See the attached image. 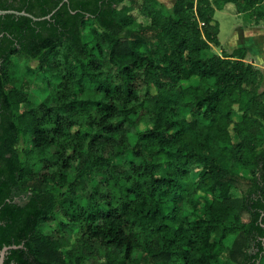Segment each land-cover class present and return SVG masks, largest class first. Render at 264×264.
Returning <instances> with one entry per match:
<instances>
[{"label":"trees","instance_id":"obj_1","mask_svg":"<svg viewBox=\"0 0 264 264\" xmlns=\"http://www.w3.org/2000/svg\"><path fill=\"white\" fill-rule=\"evenodd\" d=\"M231 4L264 18V0H0L58 6L0 16V247L15 264H86L89 242L104 248L91 264H217L227 239L229 264H264L263 71L210 47ZM57 218L78 233L66 250Z\"/></svg>","mask_w":264,"mask_h":264},{"label":"rangeland","instance_id":"obj_2","mask_svg":"<svg viewBox=\"0 0 264 264\" xmlns=\"http://www.w3.org/2000/svg\"><path fill=\"white\" fill-rule=\"evenodd\" d=\"M174 1L175 0H159V2L163 5L165 10L168 11H171ZM233 8L234 5L231 4L228 5L227 7H224L222 9H216V11H214V19L218 22L219 25V32H218L219 45L218 46H215L213 44L210 45L211 51L214 53L220 54L222 50L228 51L230 49L229 40L232 38L233 31H235V28H237L238 26H241L245 23L246 24L251 23V26L254 24V25H260L262 29L264 28V18L260 19L258 22H255V18L246 12L239 13L242 16H238ZM134 14L137 16L138 20L142 19L141 16L137 14V12L134 11ZM259 40H262L261 42L262 46H257L260 43L256 39L249 40L247 45L243 44L241 46H247L246 49L248 50V54L246 56V59L250 60L256 66L260 67L263 71V80L261 83V89H262L264 88V32L259 36ZM257 50L258 52H260V54H257L255 52ZM19 63L23 67L24 63H26V60L23 57H20ZM35 76L36 73L31 74L33 80L31 81L27 92L30 101L34 103H39L44 98L45 92L41 78ZM195 170H198V168H196ZM190 177H191V181H194L196 179V174L191 173ZM58 217L63 220V218L60 215H58ZM58 222H59L58 218L54 219L48 224V226L55 235L64 237L62 238L63 243L61 246L62 249L66 250L73 243L77 242L76 238L78 237L77 236L78 233H76L74 230H70V232H66V233H62V232L59 233ZM89 243H87L88 247L87 249H85L86 251L85 263L91 264L101 261L104 254V248L99 247L97 243L94 242H91V244ZM229 253H230V239H227L224 241L221 247L217 264L231 263L232 261L230 260Z\"/></svg>","mask_w":264,"mask_h":264},{"label":"crops","instance_id":"obj_3","mask_svg":"<svg viewBox=\"0 0 264 264\" xmlns=\"http://www.w3.org/2000/svg\"><path fill=\"white\" fill-rule=\"evenodd\" d=\"M215 11H216V9H215ZM237 15L242 16L239 13ZM245 24L238 26L237 28H235V31H233L232 38L229 40L230 49L228 51L234 50L236 48H245L246 49L247 46H241V45H243V44L247 45L249 40H255V39L257 41H259V43H260L257 46H262L261 45L262 40H259V36L264 32V28L262 29L260 25H254V24L251 26V23L250 24L248 23L246 25ZM255 52L257 54H260V52H258V50ZM247 54H248V50H247ZM248 61H250V60H248Z\"/></svg>","mask_w":264,"mask_h":264},{"label":"flooded vegetation","instance_id":"obj_4","mask_svg":"<svg viewBox=\"0 0 264 264\" xmlns=\"http://www.w3.org/2000/svg\"><path fill=\"white\" fill-rule=\"evenodd\" d=\"M261 225L264 226V223H262ZM10 247H11V245L10 246L3 245L0 247V259H2L0 264H15L14 261H12L11 257L9 256ZM2 251H3V255L1 256ZM247 251L249 254L256 253V249L253 247V242L250 243V246L247 248ZM263 255H264V250H263ZM252 260H254V258L251 259L250 261H252ZM257 263L259 264V260L257 261Z\"/></svg>","mask_w":264,"mask_h":264},{"label":"water","instance_id":"obj_5","mask_svg":"<svg viewBox=\"0 0 264 264\" xmlns=\"http://www.w3.org/2000/svg\"><path fill=\"white\" fill-rule=\"evenodd\" d=\"M58 8V6L51 12L49 13L48 15L44 16V17H35L29 13H27L26 11L24 10H21V11H17V10H13V9H0V16L1 15H4V14H14V15H24V16H28L30 18H32L33 20H40V19H44V18H50V16L52 15V13ZM14 247V246H12ZM3 255V251L1 252V256ZM1 260L0 259V263H1Z\"/></svg>","mask_w":264,"mask_h":264}]
</instances>
